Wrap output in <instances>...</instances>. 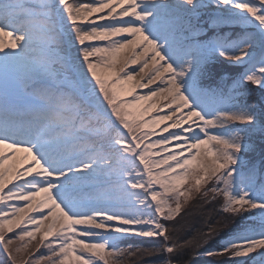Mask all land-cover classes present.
Masks as SVG:
<instances>
[{
	"label": "snow or ice",
	"instance_id": "1",
	"mask_svg": "<svg viewBox=\"0 0 264 264\" xmlns=\"http://www.w3.org/2000/svg\"><path fill=\"white\" fill-rule=\"evenodd\" d=\"M106 19L114 23H97ZM220 58L244 70L213 86L205 77ZM129 64L142 66L125 71ZM157 81L148 95L120 98L125 84L131 95ZM248 85L264 90V0H0V264H122L140 255L176 264L190 242L173 241L164 221L203 185L244 222L203 254L264 264V176L243 159L254 136L264 140V104L241 102ZM155 98L179 116L153 141L173 118L145 119ZM171 141L187 148L178 143L160 158ZM37 233L36 249L49 255L29 247ZM129 236L163 243L122 247Z\"/></svg>",
	"mask_w": 264,
	"mask_h": 264
},
{
	"label": "trees",
	"instance_id": "2",
	"mask_svg": "<svg viewBox=\"0 0 264 264\" xmlns=\"http://www.w3.org/2000/svg\"><path fill=\"white\" fill-rule=\"evenodd\" d=\"M221 32H223V30ZM223 68L224 67L222 66V69ZM232 77H237V75L229 76V78ZM229 78L224 77V80ZM213 79L216 83H221V78L214 77ZM213 79L207 83L213 84ZM223 83L230 84L229 81H223ZM213 86H215V84H213ZM262 146L264 145L257 141L255 147H258L259 149L256 148L248 154L249 161L255 160L251 156H255L259 161L261 160L258 171L260 175H258V178L259 176H264V153L261 152ZM204 188L194 197L195 202L193 204L191 203L179 212V215L177 216L179 218L170 227L173 231L172 234L170 233L173 241L177 243L190 242L186 247L175 254L176 264H220L221 256H207L203 253L206 250H218L224 243L226 234L229 233L230 229H232L235 224L242 223L239 217H233L231 222V220L228 219L229 214L222 211L223 202L220 199L221 197L213 199L210 192L205 196L203 194ZM210 229H216L213 233V235L216 233V238L212 237L213 235L211 237L206 235ZM175 231L178 232V237L174 235ZM156 242L159 241L145 242V245L144 243H141L138 247H141V249L152 248V245L153 247H159L160 244Z\"/></svg>",
	"mask_w": 264,
	"mask_h": 264
},
{
	"label": "rangeland",
	"instance_id": "3",
	"mask_svg": "<svg viewBox=\"0 0 264 264\" xmlns=\"http://www.w3.org/2000/svg\"><path fill=\"white\" fill-rule=\"evenodd\" d=\"M205 3H207V0H205ZM117 11H119V9H117ZM106 12H107V10H105V13H100V14H98V15H105L106 14ZM206 16H204L202 19H201V24H204V20H206ZM98 22H100L99 24H109V23H114V21H112V20H110V19H106V20H97ZM223 30V32L224 33H236V34H239L240 33V28H227V27H223V28H221V29H219V31H222ZM205 31L206 32H208L209 30L207 29V26L205 25ZM204 37L203 36H201V37H197V39H203ZM113 39H119V37H114ZM106 43L107 42H104V41H97V42H94V44L96 45V46H99V47H104V46H106ZM213 64L215 65L214 66V68H213V77H212V79L214 78V77H218L219 79L222 77V76H224V77H228L229 78V76H231V75H237V76H239L242 72H243V68H241V67H239V66H236V65H233V64H231L229 61H227V60H224L223 58H220V62H216V61H213ZM142 65H134V64H129L128 65V67L125 69V71H128V72H131L132 70H135V71H137V72H139V68L141 67ZM222 66L224 67L223 69H222ZM98 71H101V72H104V71H106V70H103V69H100V70H98ZM147 72H148V70H146V73H145V79H144V83H146L147 82V76H146V74H147ZM216 73H219V75H216ZM136 79H140V77L139 76H137L136 77ZM211 79H208V77H205V82L207 83V82H209ZM213 81H214V79H213ZM226 81H229V83H231V79L229 78V79H226V80H224V82H226ZM157 84H160V81H157L156 82V84H153V85H149V87L148 88H138V89H140L141 91H142V95L141 96H143V95H148V93L150 92V91H152V90H156V85ZM228 84V83H227ZM248 87V89H251V91H250V93L248 92V91H245V90H241V92H242V95H240L239 96V98H240V100H241V102H243V100H245V99H247V101L249 102V103H253V102H255V103H257V104H264V90H261V89H258V88H253L251 85H248L247 86ZM144 103H146L147 101H143ZM156 102H158V104H157V107H155V108H153V110H158L159 112H166V113H168L169 115H172V114H175V112H174V109H169V108H167V107H164V104L166 103V102H164V101H162V100H160V98H155V101H153V103H156ZM184 111H187L186 109L184 110ZM217 130H214V129H210L209 130V132H210V134H214L215 132H216ZM163 133V134H162ZM161 134L162 135H164L165 133L164 132H162ZM158 134H160V133H158ZM156 135V134H155ZM201 137L203 138V134H201ZM253 141H254V148L256 149V148H258V147H255V144L257 143V141L259 142V143H262V145H264V141L261 139V137L259 136V134H257L256 136H254L253 137ZM259 149V148H258ZM257 149V150H258ZM193 152H195V150L193 149ZM184 153H187V155H188V152L187 151H184ZM251 153V151H247L244 155H243V159L246 161V162H248V163H250V164H254L255 165V167H256V169H257V174L258 175H260L259 174V167H260V162H261V160L259 161L258 160V158H255V156H251L252 158H254L255 160L254 161H249V157H248V154H250ZM209 183H211V182H209ZM209 185H203L202 186V189L205 187V188H207ZM197 195V192H195V191H193L192 192V194H191V196L186 200V201H184V199L183 198H181V202H182V206H181V210H183L186 206H188V205H190L191 203L193 204L194 202H195V196ZM211 195V194H210ZM212 196V195H211ZM221 200H222V198H220ZM220 202V201H219ZM222 202H223V200H222ZM9 204H18V205H20V206H23V202H20V201H9L8 202ZM3 205H1V207H2ZM180 210V211H181ZM29 215H34V216H39L40 214L39 213H29ZM179 215V213L178 214H176L175 216H174V218L172 219V220H169V221H164V223H166L167 224V226L169 227V229H170V227L177 221V219L179 218V217H177ZM177 217V218H176ZM234 216H231L230 214H229V220H231V222H232V218H233ZM247 223H249V224H251V221H246ZM47 223H49L48 221H45V225H47ZM242 223H244V222H242ZM31 224H27L25 227L29 230V231H31L32 229H33V227H31L30 226ZM172 230L170 229V233L172 234ZM42 233H37L36 235H37V240H34V241H32L31 242V244L29 245V247L30 248H32L33 249V252H34V255L38 258L39 257V255L40 254H43V255H49V252H48V250L43 246V245H41L40 247H39V249L37 250L36 249V244H37V241L39 240V236L41 235ZM9 235H11V234H9ZM174 235L176 236V237H178L179 235H178V232L177 231H175L174 232ZM216 233H215V235H213L212 237H215L216 238ZM27 239V238H26ZM128 240V241H127ZM155 240H157V241H159V242H156V243H159L160 245L163 243V240H162V238H144V237H136V236H129V237H123L122 239H121V246L122 247H126L127 245H129V244H131L132 246L134 245V244H136V245H134L133 247L134 248H141V247H138L139 246V244H141V243H144V245L147 243V242H152V241H155ZM127 241V242H126ZM132 241V242H131ZM135 241H136V243H135ZM141 241V242H140ZM126 242V243H125ZM140 242V243H139ZM146 242V243H145ZM123 244V245H122ZM158 246V245H157ZM152 247H153V245H152ZM227 257H222L221 256V261H224V262H226L227 261ZM191 261H192V259H191ZM162 261L157 257V256H154V255H152V256H149V255H140V256H138V257H135V258H127V259H125V260H123V262H122V264H162L161 263ZM41 264H45V262H43V261H41Z\"/></svg>",
	"mask_w": 264,
	"mask_h": 264
},
{
	"label": "bare ground",
	"instance_id": "4",
	"mask_svg": "<svg viewBox=\"0 0 264 264\" xmlns=\"http://www.w3.org/2000/svg\"><path fill=\"white\" fill-rule=\"evenodd\" d=\"M82 2H87V0H82ZM97 23H100V22L97 21ZM69 28H70V26H69ZM4 39L7 40L8 38L5 37ZM77 47H79V45H77ZM116 83L118 84L119 82H116ZM123 89H124V91L121 92L120 98L123 99V100L129 101V102H132L134 97H139V96L142 95V91L140 89H138V88L135 89V91L131 95H128L127 94V89H128V85L127 84L123 85ZM140 103L141 104H147L149 102L144 103L143 101H141ZM163 115H169V114L166 113V112H163V111L162 112H159L157 109L156 110H153L152 109L151 113L149 115H146L145 116V119L155 118L157 116H163ZM172 116H173V118L171 120L163 121L160 124L159 128L156 129V135H153V136L150 137L151 140L155 141V140L159 139L161 136H167L168 135L167 132L166 133L164 132L165 134L162 135L163 134L162 133L163 131H161V129H163V127L165 125L172 124L173 122H175L176 121V117L179 116V113L172 114ZM185 127H186V125H185ZM169 131L170 132H172V131L179 132L180 129L169 128ZM158 133H160V134H158ZM182 135H184V134L182 133ZM188 135H190V134H188ZM178 143H180L183 148H187V145L183 144V141H180V142H178V141H171L168 145H166L164 147H161L159 149V151H160V158H163L164 156H166L167 155V152H173V153H175L177 151V144ZM165 149H167V151H165ZM183 155L184 156H187V153H183ZM161 167H163V166H161ZM30 226L33 227V225H30Z\"/></svg>",
	"mask_w": 264,
	"mask_h": 264
}]
</instances>
